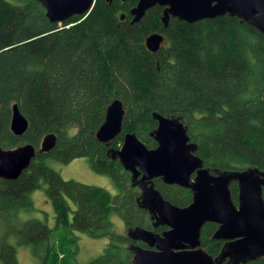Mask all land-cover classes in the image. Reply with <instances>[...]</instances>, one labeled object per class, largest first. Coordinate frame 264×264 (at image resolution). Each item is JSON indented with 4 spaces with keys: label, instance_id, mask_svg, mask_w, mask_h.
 <instances>
[{
    "label": "trees",
    "instance_id": "1",
    "mask_svg": "<svg viewBox=\"0 0 264 264\" xmlns=\"http://www.w3.org/2000/svg\"><path fill=\"white\" fill-rule=\"evenodd\" d=\"M136 2L95 0L86 16L52 23L36 0H0V146L29 142L38 148L46 133L56 135L55 146L36 153L17 179H0V221L33 210L36 189L44 190L55 210L54 227L28 218L12 230L16 242L28 245L41 264L58 263L57 230L109 238L90 264L133 263L109 216L117 213L132 222L146 212L137 202L139 185L132 184L131 172L107 151L119 148L125 132L153 148L154 111L180 118L196 146L194 153L211 172L264 171V35L228 14L192 23L170 16L164 26L160 6L131 24L129 9ZM154 32L163 33L165 42L151 52L145 39ZM114 99L125 108L122 130L101 142L95 132ZM14 103L28 121L22 135L9 127ZM74 125L76 132L69 134ZM76 157L109 175L117 193L63 179L49 164ZM158 188L172 203L183 204ZM229 189L236 203L237 181ZM182 196L189 199V191L183 189ZM215 227L205 223L199 238L213 257L225 245L213 237ZM0 264H18L15 245L6 235L0 238ZM243 264H264V256Z\"/></svg>",
    "mask_w": 264,
    "mask_h": 264
},
{
    "label": "water",
    "instance_id": "2",
    "mask_svg": "<svg viewBox=\"0 0 264 264\" xmlns=\"http://www.w3.org/2000/svg\"><path fill=\"white\" fill-rule=\"evenodd\" d=\"M36 1L41 3L52 23H62L75 15L84 17L94 4V0ZM156 4L164 7L161 17L164 26L170 16L192 23L228 14L264 35V0H138L130 9V23H138ZM123 17L121 14L120 19ZM162 41L163 34L154 32L146 37L145 44L149 51L155 52ZM124 116L122 101L114 99L107 106L95 137L105 143L114 139L122 130ZM152 117L157 121L151 132L157 143L155 148H148L135 133L125 132L121 146L107 151L131 172L132 184L142 189V200L154 201L159 217L171 227L162 237L151 234L150 243H156L157 250L137 252L132 264H224L227 257L226 264H243L264 256V171L248 167L211 172L194 153L196 146L189 141L186 126L179 117L156 111ZM9 127L15 135H22L28 127L16 103L11 106ZM55 143V133L49 132L42 137L38 148L29 142L12 148L0 146V179H17L36 153L51 150ZM154 177L188 188L192 192L191 202L178 207L163 199L148 185ZM232 180L238 184L236 203L229 189ZM138 204L150 209L142 202ZM205 222L217 224L214 238L227 240L216 257L200 247V229Z\"/></svg>",
    "mask_w": 264,
    "mask_h": 264
},
{
    "label": "rangeland",
    "instance_id": "3",
    "mask_svg": "<svg viewBox=\"0 0 264 264\" xmlns=\"http://www.w3.org/2000/svg\"><path fill=\"white\" fill-rule=\"evenodd\" d=\"M76 130L77 127L75 125L68 129L69 134H74ZM49 164L60 173L63 179H72L88 185L102 187L111 196L117 193L111 177L98 171V167L96 168L94 165L89 164L85 157H76L67 163L50 161ZM31 199L34 205L33 210L22 212L20 217L12 218V220L0 221V238L6 235L7 239L15 245L18 264L41 263L40 259L32 253L28 245L18 244L16 242L17 236L14 232L12 233V230L15 231L17 226L28 218L45 221L49 227L55 226V210L44 190H34L31 194ZM109 220L111 222V228L115 232L120 234L124 233L126 226L119 214L111 213ZM71 233V235H68L63 230H57L53 233V244L55 249H57V264H63L61 262L63 258L68 259L65 264H90V260L99 256L109 241L107 236L91 237L79 231H72ZM71 236L74 237V242L67 241ZM61 247L64 250H60ZM65 250H68L71 254H66L68 251L65 253Z\"/></svg>",
    "mask_w": 264,
    "mask_h": 264
},
{
    "label": "flooded vegetation",
    "instance_id": "4",
    "mask_svg": "<svg viewBox=\"0 0 264 264\" xmlns=\"http://www.w3.org/2000/svg\"><path fill=\"white\" fill-rule=\"evenodd\" d=\"M106 1H107L108 4H110L112 2V0H106ZM119 1L121 3H123V2H126L127 0H119ZM136 4H137V2L134 5H132L130 7V9L132 7H134ZM154 6H160V5L156 4ZM154 6H152V7H154ZM160 7L163 10L164 7L163 6H160ZM130 9H129V14H130ZM121 14H124L125 15L126 13L123 12ZM130 16H131V14H130ZM164 42H165V40H164V34H163V41L161 42V45L159 46V48L164 45ZM156 145L153 146V148H155ZM148 148H152V147H148ZM193 177H194V174L191 176V178H193ZM138 178H140V175L138 176ZM148 185H151L154 189L158 190L159 193L161 194V197L163 199L167 200L171 204H174V203L171 202V200L169 198H166V197H164L162 195V193L159 190L158 186H161L164 189L166 188L167 191L170 192L171 196H173V198L181 199V203H183V204H181V205L180 204L179 205L178 204H174V205H176L178 207L187 206L191 202V200H192V192L188 188H185V187H182V186H179V185H176V184L165 183L162 180L161 177H154V178H152L151 181L148 182ZM183 189H187L189 191V196H190L189 199H187L186 196H185L186 198L185 197L183 198V196H182ZM141 192H142V189L139 186L138 187L137 195L140 196ZM262 194H263V192H262ZM262 197H263V195H262ZM142 199L143 198L140 196L139 197V200L137 202H140V203L142 202L145 205L149 206V208L151 209L150 210L147 207L146 208L142 207V209H144L145 212H146V217H144L142 219L141 218H139V219H132L134 221L130 222L127 219H125V218H123L121 216L122 219H123V221H124V223H125V226H126V228L124 230V233H122V234L115 232L111 228L113 230V233L115 235L121 236V238L123 239L124 242L122 244H123V246H124L125 249H127V250L130 251L131 261L134 260L135 254L137 252L143 250V249H146V250H157V248L155 246L156 243H152V242L150 243V241H151L150 235L151 234H153L155 236L162 237L164 232H166V231H168V230L171 229V227L167 223H165L163 221V219H161L159 217V210L156 207H154V201L152 202L150 200H142ZM263 199H264V197H263ZM184 201H186V202H184ZM205 223H207V222H205ZM203 225H202L201 229L203 228ZM216 227H217V224H216ZM201 229H200V232H201ZM214 230H216V229H214ZM213 233H214V231H213ZM108 240H109V238H108ZM224 241H225V243L227 242V240H224L223 239V242ZM200 247H202L201 244H200ZM202 248L205 249L204 247H202ZM227 261H229V257L225 258L224 261H223V263L226 264Z\"/></svg>",
    "mask_w": 264,
    "mask_h": 264
},
{
    "label": "bare ground",
    "instance_id": "5",
    "mask_svg": "<svg viewBox=\"0 0 264 264\" xmlns=\"http://www.w3.org/2000/svg\"><path fill=\"white\" fill-rule=\"evenodd\" d=\"M95 1V0H94Z\"/></svg>",
    "mask_w": 264,
    "mask_h": 264
}]
</instances>
